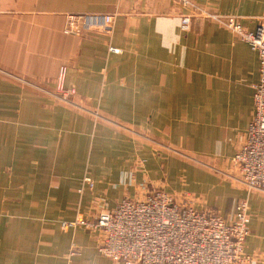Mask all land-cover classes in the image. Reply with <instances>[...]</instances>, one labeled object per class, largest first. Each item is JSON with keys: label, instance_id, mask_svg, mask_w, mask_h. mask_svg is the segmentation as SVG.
<instances>
[{"label": "crops", "instance_id": "0c3cea01", "mask_svg": "<svg viewBox=\"0 0 264 264\" xmlns=\"http://www.w3.org/2000/svg\"><path fill=\"white\" fill-rule=\"evenodd\" d=\"M192 2L264 25V0ZM190 13L179 0H1L0 264H120L99 252L97 230L63 222L155 189L228 221L248 199L245 252L264 264V192L252 203L228 181L240 175L258 53L207 18L184 30ZM68 14L115 22L67 34ZM61 66L69 100L56 90Z\"/></svg>", "mask_w": 264, "mask_h": 264}, {"label": "built area", "instance_id": "2783aa9c", "mask_svg": "<svg viewBox=\"0 0 264 264\" xmlns=\"http://www.w3.org/2000/svg\"><path fill=\"white\" fill-rule=\"evenodd\" d=\"M179 2L192 9L181 17L184 30H189L193 16L207 18L237 34L258 53L260 75L253 85L254 113L245 142L232 162L241 183L264 191V25L250 30L237 16L211 11L192 0ZM114 22L111 14H69L64 31L81 35L93 28L108 30ZM66 72L61 66L56 78V90L63 100L76 92L65 87ZM85 183L94 185L91 179ZM250 222L247 200L238 203L234 218L228 221L215 210L196 208L186 194L155 189L142 198H124L113 209H102L95 219L77 218L63 222V226L80 224L98 229L99 252L120 264H252L254 258L245 252ZM78 251L72 250L71 255Z\"/></svg>", "mask_w": 264, "mask_h": 264}, {"label": "rangeland", "instance_id": "374dc122", "mask_svg": "<svg viewBox=\"0 0 264 264\" xmlns=\"http://www.w3.org/2000/svg\"><path fill=\"white\" fill-rule=\"evenodd\" d=\"M1 5V4H0ZM69 15V14H68ZM68 15H67V17H68ZM66 22H67V18H66ZM240 174V173H239ZM237 178H234V179H230V180H228L229 181V183H231V185H233L236 189H239V190H244V191H249L250 192V195H251V201H252V203H254V201H256V200H258V194H259V191H261V190H257V189H249L247 186H245L243 183H241L240 182V180H239V178H240V175H239V177L238 176H236ZM237 179V180H236ZM262 192H264V191H262ZM181 194H184V193H181ZM242 200H247L248 201V199H242ZM242 200H240V201H242ZM239 201V202H240ZM238 205V204H237ZM248 205H249V202H248ZM212 210H214V209H212ZM216 211V210H215ZM217 212V211H216ZM249 213H250V211H249ZM235 214H236V209H235V212H234V216H235ZM98 215V214H97ZM251 215V214H250ZM94 219H95V217H94ZM92 230H97L100 234H101V231H99L98 229H92ZM250 232H251V230H250ZM250 235V234H249ZM248 238V237H247ZM245 245H246V243H245ZM247 254V253H246ZM251 256V255H250ZM253 257V256H252ZM254 258V257H253ZM255 258H254V262H255ZM114 262V261H113ZM115 263H117V262H115ZM253 264V263H252Z\"/></svg>", "mask_w": 264, "mask_h": 264}]
</instances>
